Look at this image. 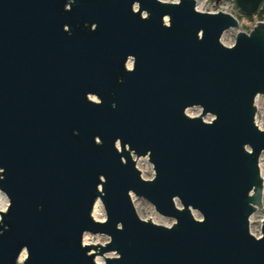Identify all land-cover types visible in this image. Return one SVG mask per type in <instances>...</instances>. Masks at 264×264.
I'll return each mask as SVG.
<instances>
[{"label":"water","instance_id":"water-1","mask_svg":"<svg viewBox=\"0 0 264 264\" xmlns=\"http://www.w3.org/2000/svg\"><path fill=\"white\" fill-rule=\"evenodd\" d=\"M231 1L247 18L264 8ZM238 27L194 0H0V264H264V220L249 230L264 21L223 46ZM131 195L174 224L141 220Z\"/></svg>","mask_w":264,"mask_h":264},{"label":"rangeland","instance_id":"rangeland-1","mask_svg":"<svg viewBox=\"0 0 264 264\" xmlns=\"http://www.w3.org/2000/svg\"><path fill=\"white\" fill-rule=\"evenodd\" d=\"M159 1L163 3H167V4H174V3L179 2V0H159ZM194 1L196 3V10L198 12L207 13V14L224 13V14L231 15L238 21L239 27L237 29H230L226 31L222 36L220 42L225 47H232L235 43L236 36L239 33L249 34L259 22L257 18L255 17L247 18V17L242 16L238 12H235L232 9L231 0H194ZM143 16H146V15L143 14ZM91 99L93 101H97L96 98L94 97H92ZM255 107H256L255 122L259 126L263 127L264 126V95L257 97V103L255 102ZM186 115L190 118H196L201 115V110L198 108H192L186 111ZM211 120H212L211 116H205L203 118V121H205L206 123L211 122ZM132 158L135 161V166L137 170L140 172L141 177L147 181L152 180L154 178V170H153V166L149 163L148 158L147 157L136 158L134 154H132ZM259 168L261 171V177L263 178L262 208L258 209L251 216L250 225H249L250 233L255 238L261 237V227H262L261 222L264 220V153L261 155L259 159ZM131 199H132V202L135 201V203L133 202V206L135 208V211L138 217L141 220L149 221L150 219L151 222L157 225L165 226V227H169L174 224L173 220L167 219L159 215L155 211L154 207L146 200L137 198L133 195H131ZM96 203L99 204V209H98L99 213L102 215L105 221L106 214L103 209V206L101 205L99 201H97ZM7 205H8V200L6 199L4 194L0 192V208H3L5 206L7 208ZM6 208H5V211H6ZM193 216L195 217V219L201 220V216L198 213L194 212ZM84 239H85L86 244L92 243L93 246L95 247L97 245L105 246V244L109 242V238L105 236H92L89 234H86L83 237V244H84ZM24 256L26 258L25 253H24ZM105 257L112 258L114 257V255L112 254L105 255ZM98 258L103 264H105L104 259H103L104 257H100L98 255Z\"/></svg>","mask_w":264,"mask_h":264},{"label":"bare ground","instance_id":"bare-ground-1","mask_svg":"<svg viewBox=\"0 0 264 264\" xmlns=\"http://www.w3.org/2000/svg\"><path fill=\"white\" fill-rule=\"evenodd\" d=\"M165 23H167V19H165ZM255 102L257 103V98H256V100H255ZM134 203H135V201H133ZM5 208H6V206L5 207H3V208H0V212H4L5 211ZM99 204L98 203H96L95 204V206L93 207V211H92V218L96 221V222H104V218L102 217V215L99 213ZM84 246H93V244L92 243H89V244H86V242H85V239H84ZM91 254H96L95 252H94V250H92L91 251ZM24 259H25V256H24V253L19 257V259H18V264H22L23 263V261H24ZM95 262L97 263V264H103L101 261H100V259L98 258V255H95Z\"/></svg>","mask_w":264,"mask_h":264},{"label":"trees","instance_id":"trees-1","mask_svg":"<svg viewBox=\"0 0 264 264\" xmlns=\"http://www.w3.org/2000/svg\"><path fill=\"white\" fill-rule=\"evenodd\" d=\"M258 21H264V8L262 9V11L259 13V15L257 17Z\"/></svg>","mask_w":264,"mask_h":264},{"label":"built area","instance_id":"built-area-1","mask_svg":"<svg viewBox=\"0 0 264 264\" xmlns=\"http://www.w3.org/2000/svg\"><path fill=\"white\" fill-rule=\"evenodd\" d=\"M255 120H256V119H254V122H255ZM255 125L258 126V128H259L260 130H264V126L261 127V126H259L256 122H255ZM169 227H171V226H169ZM259 238H260V237H259Z\"/></svg>","mask_w":264,"mask_h":264}]
</instances>
